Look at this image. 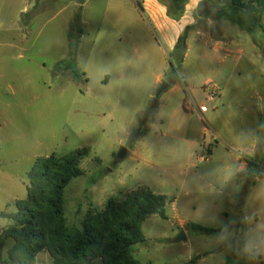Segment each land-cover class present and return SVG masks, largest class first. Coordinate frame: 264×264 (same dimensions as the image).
<instances>
[{"label":"rangeland","instance_id":"374dc122","mask_svg":"<svg viewBox=\"0 0 264 264\" xmlns=\"http://www.w3.org/2000/svg\"><path fill=\"white\" fill-rule=\"evenodd\" d=\"M187 1L175 6L168 0H0V212H15L25 199L36 158L83 150L82 175L63 191L67 226L82 228L91 207L102 210L109 199L121 200L146 185L165 196V219L153 215L142 222L144 241L131 247L138 263L264 264V34L259 29L264 11L260 16L229 12L231 22L205 7L195 13ZM208 19L214 22L210 28ZM209 30L214 39L230 42L227 58L222 44L196 35ZM181 36L185 51L178 62L164 39ZM69 43L77 44L79 82L65 69H54ZM119 59L130 80L103 86L105 60L114 69ZM160 60L167 80L186 81V102L194 99L186 87L190 82L220 88L215 109L200 119L212 131L204 133L202 145L199 140L186 148L182 169L173 165L185 145L166 123L176 98L155 97L149 78L133 73L155 72ZM202 98L194 100L203 103ZM153 105H160V114ZM179 111L185 132L194 134L196 113L189 107ZM137 131L142 134L136 138ZM121 149L126 155L118 159ZM243 162L251 163L247 171ZM8 223L0 217V228ZM191 224L212 232L192 230ZM12 246L8 240L4 255ZM36 264L52 263L43 252Z\"/></svg>","mask_w":264,"mask_h":264},{"label":"trees","instance_id":"16d2710c","mask_svg":"<svg viewBox=\"0 0 264 264\" xmlns=\"http://www.w3.org/2000/svg\"><path fill=\"white\" fill-rule=\"evenodd\" d=\"M177 6L185 0H168ZM215 8L217 19L233 22L229 12L260 16L264 11V0H205ZM79 20L77 15L76 22ZM74 29L80 31L77 24ZM264 34V28L259 27ZM71 35H68V39ZM184 37H179L174 47L178 62L185 51ZM76 43H69L66 59L57 62L55 70L69 72L71 79L82 81L75 64ZM152 109L156 110V105ZM142 132L136 133L137 138ZM134 137V138H135ZM83 150L66 155L51 153L36 158L28 172L29 186L26 197L13 213H0L9 221L0 228V264H36L41 252L50 257L52 264H140L132 256L131 247L142 243L141 224L153 215L165 219L166 198L140 185L121 200L109 199L104 209L91 207L82 228L69 227L63 211V191L69 182L82 175L79 159ZM251 163H248L250 166ZM252 181L245 184L247 188ZM191 229L209 233L211 229L191 224ZM13 246L6 255L7 241Z\"/></svg>","mask_w":264,"mask_h":264},{"label":"crops","instance_id":"0c3cea01","mask_svg":"<svg viewBox=\"0 0 264 264\" xmlns=\"http://www.w3.org/2000/svg\"><path fill=\"white\" fill-rule=\"evenodd\" d=\"M187 3H188V5H192L194 3L195 13L197 11H199V9L201 7H205L206 10L208 8L209 11H212L215 14V11H216L215 8L212 7L211 5H209L205 0H188ZM206 10L204 11V14H205ZM74 17H75V15H73L71 17V20L68 22V25H69L68 26L69 29L67 32V41L68 42H69L68 34H69L70 27L74 21ZM206 21L208 23L207 26L209 28L214 23L213 20H211V19H208ZM216 22H218V21H216ZM199 34H201V36L203 38H206V40H208L210 42L216 41L215 43L217 44V46H219V44H222V46L224 48L223 50L227 54V55L225 54V56H224L225 58H227V56L232 53V50H230V48H231L230 42L227 41V39H214L216 36L212 35L210 30H209V33L206 32V34L201 33L200 31H196V35H199ZM222 34H223L222 31H220V36H222ZM164 40L170 49H174L178 39L177 40L176 39H164ZM95 41H96V39H95ZM217 46L215 48L216 50L218 49ZM158 50L161 51V53L163 54L164 51L162 49L158 48ZM143 51H146V50L144 49ZM68 52H69V46H68V50H67L66 55L61 60L66 58ZM120 57L122 59V54L120 55ZM121 59H119L118 63L116 62V67L114 69H111L107 65V61L105 60V64H106L107 68H106V71H103V72L106 73L107 75L100 76V77H102L103 80H101V78L99 79L100 83L103 86H108L109 84L115 83V82H117L116 84H119V85H123V86L125 84L127 85L128 80H130V77H129L130 75L128 72L127 64L126 63L123 64ZM61 60H59V61H61ZM76 60H77V58L75 59V62H76ZM237 60L238 59L236 58V61ZM235 65H237V63ZM231 71L232 70H230V72L227 74V78H226L227 81H229L231 78V75H230V73H232ZM133 73L138 75V76L135 75L136 78H138V79H141V78L142 79L143 78L148 79L149 78V83H148V81H146V82H147V85L150 86L149 91H151V92L154 91L156 88H158L162 82H166L169 85L168 88L161 93V96L164 94H168V99L175 97L176 102H175V107L173 110L174 114H173V116L171 114L169 116L167 115L166 123L171 126L172 132L175 131L177 133L176 136H174V138L181 141V144L183 145V147L185 145L183 153H182V151H178V153L175 154V165H173V166H174V169H182L184 167L186 168V162H187L186 148L190 144H193L194 142H197L199 140H200V144L202 145L204 133H206L207 129H210V128H208V126L204 127V125L201 124V121L198 118V116H195V118L197 120L196 121L197 122V131L194 134L190 133V135L189 134L187 135V133L185 132L187 129V125L186 126L184 125L185 121L183 120V117L179 116V112H180L179 109L184 108L183 107L184 106V91H183V87H182V85H183L182 82L185 80H183V79H180L179 81H175L174 79L167 80L166 75L168 73V70L166 67L163 66L162 60L157 62V67H156L155 72H149V70H144L141 72L133 71ZM185 83H186V81H185ZM203 84H201V86H199V87L196 84H191V82L186 85V87H188V89L191 90L194 99L198 102H201L202 101L201 97H202V95L204 96V93L201 90V87L203 86ZM120 90H122V88ZM148 98H149V102L154 99L152 96H149ZM202 99H204V98H202ZM0 110H1V108H0ZM155 113L160 114V105L156 108ZM164 122L161 121V124L163 125ZM0 126H1V116H0ZM210 131H212V130L210 129ZM253 148L255 149L256 146L253 145ZM207 153H208V156L211 157L212 151L208 150ZM181 157H182V160H181ZM200 160H201V158H200ZM242 169L247 171V169H248V163L247 162L242 163ZM3 212L4 211H1L0 213H3ZM4 213H8V212H4ZM41 253H43V252H41ZM40 254H38V256L36 258V262H37ZM51 263H52V261H51Z\"/></svg>","mask_w":264,"mask_h":264},{"label":"built area","instance_id":"2783aa9c","mask_svg":"<svg viewBox=\"0 0 264 264\" xmlns=\"http://www.w3.org/2000/svg\"><path fill=\"white\" fill-rule=\"evenodd\" d=\"M202 90L204 93L203 103H197L193 98H189L187 102L186 100H184V108L189 107V109L192 112H195L198 118L201 120L204 114L207 113L210 109H215L216 103L220 97V88L214 82L205 83L202 86Z\"/></svg>","mask_w":264,"mask_h":264},{"label":"water","instance_id":"95a60500","mask_svg":"<svg viewBox=\"0 0 264 264\" xmlns=\"http://www.w3.org/2000/svg\"><path fill=\"white\" fill-rule=\"evenodd\" d=\"M168 84L166 82H162L161 85L157 88L155 97H158L164 90L168 88ZM126 155L125 149H121L120 152L117 155L118 159H122ZM179 240L184 239L182 235L178 237Z\"/></svg>","mask_w":264,"mask_h":264}]
</instances>
